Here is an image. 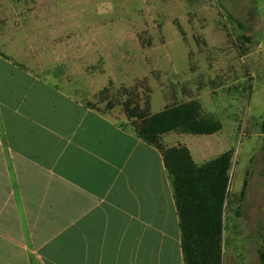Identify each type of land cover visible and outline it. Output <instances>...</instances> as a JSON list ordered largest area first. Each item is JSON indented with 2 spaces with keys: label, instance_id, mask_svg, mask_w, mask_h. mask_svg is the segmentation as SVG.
I'll return each instance as SVG.
<instances>
[{
  "label": "rangeland",
  "instance_id": "374dc122",
  "mask_svg": "<svg viewBox=\"0 0 264 264\" xmlns=\"http://www.w3.org/2000/svg\"><path fill=\"white\" fill-rule=\"evenodd\" d=\"M0 55L120 123L98 99L111 84H148L160 106L185 87L172 104L198 101L222 130L175 138L199 166L233 155L223 264H261L264 0H0Z\"/></svg>",
  "mask_w": 264,
  "mask_h": 264
},
{
  "label": "crops",
  "instance_id": "0c3cea01",
  "mask_svg": "<svg viewBox=\"0 0 264 264\" xmlns=\"http://www.w3.org/2000/svg\"><path fill=\"white\" fill-rule=\"evenodd\" d=\"M0 264H185L162 153L1 55Z\"/></svg>",
  "mask_w": 264,
  "mask_h": 264
},
{
  "label": "trees",
  "instance_id": "16d2710c",
  "mask_svg": "<svg viewBox=\"0 0 264 264\" xmlns=\"http://www.w3.org/2000/svg\"><path fill=\"white\" fill-rule=\"evenodd\" d=\"M148 87L141 84L116 89L111 84L98 99L106 103L108 111L120 109L126 119L122 127L162 153L179 216L185 264H223L222 237L232 152L199 166L188 147L169 148L163 142V137L173 132L211 136L222 130V123L203 114L198 101L172 104L153 114L152 90ZM183 94L187 95L188 90ZM87 106L93 108L90 103ZM261 132L264 135V121ZM246 189L247 184L243 197ZM260 263L264 264V238Z\"/></svg>",
  "mask_w": 264,
  "mask_h": 264
}]
</instances>
